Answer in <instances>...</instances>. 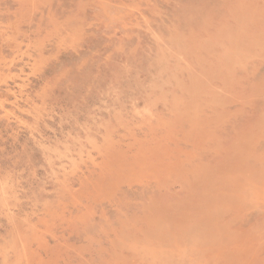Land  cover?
<instances>
[{
    "label": "rangeland",
    "instance_id": "374dc122",
    "mask_svg": "<svg viewBox=\"0 0 264 264\" xmlns=\"http://www.w3.org/2000/svg\"><path fill=\"white\" fill-rule=\"evenodd\" d=\"M0 264H264V0H0Z\"/></svg>",
    "mask_w": 264,
    "mask_h": 264
}]
</instances>
